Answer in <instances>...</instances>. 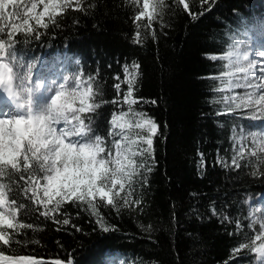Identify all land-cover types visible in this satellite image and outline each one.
I'll return each mask as SVG.
<instances>
[{
  "label": "trees",
  "instance_id": "16d2710c",
  "mask_svg": "<svg viewBox=\"0 0 264 264\" xmlns=\"http://www.w3.org/2000/svg\"><path fill=\"white\" fill-rule=\"evenodd\" d=\"M186 2L190 3L191 15L182 5L167 0L168 26L161 29L154 23L157 40L149 39L144 45L131 43L133 18L139 7L128 0H86V12L69 9L60 27L50 24L47 29L40 28L39 39L33 35L24 40L18 34L22 43L13 46L12 55L24 64L40 57V68L59 62L61 71H68L67 76L83 70L87 78L99 72L104 95L97 97V103H107L97 110L94 119L106 140H110L111 115L120 110L111 103L117 96L114 85L118 81L114 77L119 74L123 80L122 66L138 61L142 76L136 96L147 103L135 107L154 117L161 133L155 138L156 166L148 184L143 188L137 185L133 193L134 199L143 197L135 211L117 213L101 202L99 211L110 228L107 233L90 212L70 204L65 210L73 217L72 224L82 231L71 225L58 226L37 213L21 216L20 222L44 230L22 229L18 239L28 243L26 247L13 245L19 254L45 260L59 258L64 264L69 259L73 264H110L114 256L141 264H252L255 254L250 249L235 257L233 249L255 237L257 229L247 227L248 208L243 201L246 193L253 199L264 193V167L235 171L217 162L219 149V155L231 163V129L240 121L217 115L222 105L213 101L222 94L215 92L219 81L209 77L220 74L222 62L208 57L223 54L226 34L232 26L264 18V0ZM141 23H147L146 19ZM126 90L122 84L121 98ZM220 122L227 123L220 128ZM213 204L218 211H226L233 222H222V217L212 215ZM77 212L79 219L75 218ZM237 219L244 224V231L229 235L236 231ZM138 225L144 229L151 225L152 231ZM36 239L38 244L31 242Z\"/></svg>",
  "mask_w": 264,
  "mask_h": 264
},
{
  "label": "snow or ice",
  "instance_id": "6c2138e0",
  "mask_svg": "<svg viewBox=\"0 0 264 264\" xmlns=\"http://www.w3.org/2000/svg\"><path fill=\"white\" fill-rule=\"evenodd\" d=\"M85 2L86 0H0V47L5 42L6 28L3 22L7 21L10 25L7 41L15 46L22 43L18 34L24 40L33 35L39 39L40 28L47 29L50 24L60 27V21L66 18L69 9L86 12L83 7ZM128 2L139 7L133 18L135 31L131 43L144 45L149 39L156 41L154 23L160 24L161 29L168 26L165 21V16L169 13L167 0H142V7L141 0ZM174 2L182 5L184 11H189L191 15L189 2ZM145 19L147 23H141ZM18 20L19 23L16 22ZM208 58L221 61L223 56L211 55ZM251 59L255 61L253 75L244 80V86L217 87L215 92L222 94L219 97L222 100L217 98L213 101L222 105L217 111L218 116L234 117L240 121L238 125L233 124L231 129V163L227 162L226 157H221L219 149L217 150V162L225 169L235 171H239L241 167H264V145L258 141L253 131L246 130L241 123L242 118H264V87H259L264 80L257 79L264 76V51L254 53ZM122 68L123 80L119 74L114 77L118 81L114 85L117 96L111 103L120 110L114 111L109 121L108 138L111 143L99 134L95 126L97 110L107 103L103 100L97 103V97L104 95L98 71L95 76L89 75L87 78L83 70L77 73L71 79V93L65 91L63 84L55 91L51 98L52 104H62L67 110V118L62 122L35 116L30 107L26 108L25 114L0 118V264H64L59 258L45 260L18 253V248L13 245L26 247L28 243L18 239L22 229L29 228L34 232L44 230L20 222L21 216L37 213L58 226L71 225L76 231H82L79 226L72 224L73 217L65 210L66 205L70 204L81 211L90 212L97 218L96 223L100 229L107 233L110 228L106 226L99 211L101 202L111 206L117 213L122 210L135 211L142 203L143 197L134 199L133 193L137 185L141 188L147 186L149 176L156 166L154 142L161 134L160 126L154 117L135 107L147 103L136 96V85L142 76L139 62L133 60L130 64L125 63ZM209 78L221 82V72ZM122 84L127 86V90L121 98ZM241 89L243 94H238ZM27 103L29 101H25ZM151 103L155 104L156 101ZM238 112L244 113L243 117L238 116ZM249 113H254V116ZM226 123L220 122L218 126L223 128ZM248 133L252 135L249 136ZM249 140L252 147L248 145ZM200 155L203 166V153ZM252 175L255 177L256 172L253 171ZM251 205H258L257 198L251 200ZM211 211L212 215L222 217V222H233V218L224 210L218 211L215 204ZM79 215L77 212L75 218L79 219ZM60 216L64 218L61 220L58 218ZM138 226L142 230L152 231L151 225L147 229L143 225ZM247 227L254 231L257 229V226H250L249 223ZM243 231L244 224L237 219L236 231L229 235H239ZM31 242L38 244L39 240ZM5 249L11 254H6ZM245 249L260 254L258 264H264V227L258 226L254 239L250 242L242 241L233 249V257ZM121 261L125 264L124 260ZM67 264H73V261L69 259Z\"/></svg>",
  "mask_w": 264,
  "mask_h": 264
},
{
  "label": "clouds",
  "instance_id": "9594fccd",
  "mask_svg": "<svg viewBox=\"0 0 264 264\" xmlns=\"http://www.w3.org/2000/svg\"><path fill=\"white\" fill-rule=\"evenodd\" d=\"M2 7V6H0ZM255 24L245 25L241 23L239 26H232L226 34V43L224 45V52L222 54V81L219 82L220 88H237L244 86V80L251 78L253 75L252 68L255 61L251 59V56L256 53L259 54V50L254 51L252 41L250 39V29L254 28ZM13 46L10 42L5 41L3 47H0V90L6 94L16 95L18 92L29 91L27 85L31 80L32 69L35 66V61H29L27 64L22 63L18 58L12 55ZM77 73L71 76L73 79ZM68 79V77H66ZM258 80H264V76L257 77ZM41 82L37 81L39 85ZM259 87H264V83H261ZM65 91L71 93L72 89L65 88ZM242 98V97H241ZM222 100L221 98H218ZM66 108L62 104L53 105L52 101L45 106V110L35 116L44 117L45 119L62 122L66 116ZM250 116H254V113H249ZM259 119L260 117H255ZM258 141L264 145V133L253 131ZM249 136L252 133H248ZM94 143V141H93ZM253 197L250 194H244L243 203L248 208L247 219L250 226H262L264 227V206L251 205L250 202ZM261 259L260 254H255L252 264H258ZM114 264H124L118 258L114 261Z\"/></svg>",
  "mask_w": 264,
  "mask_h": 264
},
{
  "label": "rangeland",
  "instance_id": "374dc122",
  "mask_svg": "<svg viewBox=\"0 0 264 264\" xmlns=\"http://www.w3.org/2000/svg\"><path fill=\"white\" fill-rule=\"evenodd\" d=\"M40 8L42 10V5L40 6ZM16 22L19 23L20 21L18 20ZM253 24H255V27L250 29V39L252 41L254 51H264V20L255 22ZM3 26H6V28L10 30V25L7 23V21L3 22ZM29 61H35V66L32 69L31 80L27 85L29 91L18 92L17 96L15 95L18 98L19 102L14 95L10 94L14 96L15 100L13 101L12 98L11 105L9 106H12V103H14L15 107H19V109L16 110V113H12L13 117L25 114V110L28 107L31 108L33 115L43 112L45 110V106L50 103L52 96L55 94V91L58 90L60 85H65L67 89H71L72 86L71 76H67L68 71H66L65 68L61 71L60 66L62 63L58 62L57 64H50L46 67L44 65V69H42L40 68V57L27 60V62ZM27 62L25 64H27ZM66 77H68V79H66ZM37 81H40L41 83L37 85ZM238 94H243V89L239 90ZM25 101H29V103L25 104ZM4 108L2 109V111H0V118L8 117V110H6L8 108ZM237 114L240 117H243L244 115V113L239 112ZM244 119L245 121L242 120L241 123L246 130L264 133V118L258 120H251L247 118ZM108 142L111 143L110 140H108ZM248 145L249 147H252L250 140L248 142ZM257 202L258 205H264V193L257 197ZM117 258L119 260H124L125 264H141L134 259L125 258L122 256H114L111 259L110 264H114V261Z\"/></svg>",
  "mask_w": 264,
  "mask_h": 264
},
{
  "label": "bare ground",
  "instance_id": "6f19581e",
  "mask_svg": "<svg viewBox=\"0 0 264 264\" xmlns=\"http://www.w3.org/2000/svg\"><path fill=\"white\" fill-rule=\"evenodd\" d=\"M8 96H10V94H6V93L4 95L0 96V111H2V109L5 106V108H8V109H6V110H8V114H7L8 117L7 118H12L13 117L12 113H16V110H18L19 107H15L14 103H12V106H9V105H11L12 99L9 100ZM16 96H17V94H16ZM11 97H12V95H11Z\"/></svg>",
  "mask_w": 264,
  "mask_h": 264
}]
</instances>
